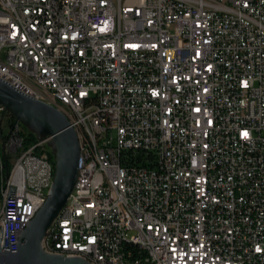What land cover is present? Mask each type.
I'll return each mask as SVG.
<instances>
[{
  "label": "built area",
  "instance_id": "obj_1",
  "mask_svg": "<svg viewBox=\"0 0 264 264\" xmlns=\"http://www.w3.org/2000/svg\"><path fill=\"white\" fill-rule=\"evenodd\" d=\"M0 79L79 138L47 253L264 264V0H0ZM23 128L0 143V254L54 181L49 140L26 148Z\"/></svg>",
  "mask_w": 264,
  "mask_h": 264
},
{
  "label": "water",
  "instance_id": "obj_2",
  "mask_svg": "<svg viewBox=\"0 0 264 264\" xmlns=\"http://www.w3.org/2000/svg\"><path fill=\"white\" fill-rule=\"evenodd\" d=\"M0 103L15 124H20L38 141L49 140L55 160L54 181L43 207L21 234L16 252L0 254V264H91L82 258H67L47 253L42 242L58 215L66 206L79 174L81 147L76 130L66 115L56 107L25 95L0 79ZM6 176L10 174L8 157L4 156Z\"/></svg>",
  "mask_w": 264,
  "mask_h": 264
},
{
  "label": "trees",
  "instance_id": "obj_3",
  "mask_svg": "<svg viewBox=\"0 0 264 264\" xmlns=\"http://www.w3.org/2000/svg\"><path fill=\"white\" fill-rule=\"evenodd\" d=\"M5 120L7 121L6 128L4 126L5 121L0 123V143L1 144H3L8 138V133H9L8 130L11 128H14V125L16 123L15 118L11 114H8V113L6 115ZM21 136L24 138V144L26 148L38 143L36 135L30 133L26 128H23ZM50 154H51V158H53V155L51 152ZM8 166H9V169H11L12 165H11L9 157H8ZM5 180H6V169H5L4 157H2V145H1L0 146V205L2 201V193H3V186H4Z\"/></svg>",
  "mask_w": 264,
  "mask_h": 264
},
{
  "label": "rangeland",
  "instance_id": "obj_4",
  "mask_svg": "<svg viewBox=\"0 0 264 264\" xmlns=\"http://www.w3.org/2000/svg\"><path fill=\"white\" fill-rule=\"evenodd\" d=\"M6 122H7V121L5 120V123H4L5 128H6V124H7Z\"/></svg>",
  "mask_w": 264,
  "mask_h": 264
},
{
  "label": "snow or ice",
  "instance_id": "obj_5",
  "mask_svg": "<svg viewBox=\"0 0 264 264\" xmlns=\"http://www.w3.org/2000/svg\"><path fill=\"white\" fill-rule=\"evenodd\" d=\"M245 135H247V134L245 133Z\"/></svg>",
  "mask_w": 264,
  "mask_h": 264
}]
</instances>
